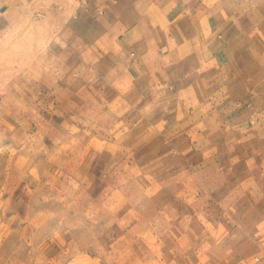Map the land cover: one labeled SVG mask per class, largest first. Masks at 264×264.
Returning a JSON list of instances; mask_svg holds the SVG:
<instances>
[{
	"label": "crops",
	"instance_id": "0c3cea01",
	"mask_svg": "<svg viewBox=\"0 0 264 264\" xmlns=\"http://www.w3.org/2000/svg\"><path fill=\"white\" fill-rule=\"evenodd\" d=\"M49 1L60 21L48 64L36 78L22 72L8 95L48 102L61 127L88 111L124 126L138 118L161 163L202 197L192 229L249 245L256 255L235 259L264 264V0ZM49 1L0 0V36L46 17Z\"/></svg>",
	"mask_w": 264,
	"mask_h": 264
},
{
	"label": "rangeland",
	"instance_id": "374dc122",
	"mask_svg": "<svg viewBox=\"0 0 264 264\" xmlns=\"http://www.w3.org/2000/svg\"><path fill=\"white\" fill-rule=\"evenodd\" d=\"M59 6L49 1L46 17L0 36V264H251L235 259L252 257L249 245L192 229L202 197L161 163L154 130L138 132V118L124 126L88 111L61 127L48 102L8 95L22 72L36 78L48 64Z\"/></svg>",
	"mask_w": 264,
	"mask_h": 264
}]
</instances>
